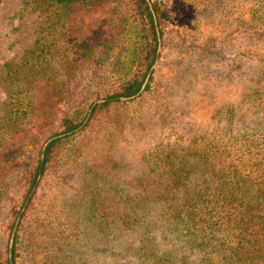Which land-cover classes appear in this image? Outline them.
Segmentation results:
<instances>
[{"label": "rangeland", "instance_id": "obj_1", "mask_svg": "<svg viewBox=\"0 0 264 264\" xmlns=\"http://www.w3.org/2000/svg\"><path fill=\"white\" fill-rule=\"evenodd\" d=\"M150 1L162 11V38L148 89L107 100L137 65L139 28L127 0H0V124L28 129L10 114L13 95L27 92L35 107L34 84L52 87V109L28 134L36 145L29 137L6 150L16 162L0 170V264L25 174L59 135L16 228L15 264H200L224 233L187 234L171 218L177 195L170 212L163 208L161 174L177 156L190 157L181 169L196 191L253 201L225 174L239 161L253 177L264 171V0ZM64 115L82 123L68 138Z\"/></svg>", "mask_w": 264, "mask_h": 264}, {"label": "trees", "instance_id": "obj_2", "mask_svg": "<svg viewBox=\"0 0 264 264\" xmlns=\"http://www.w3.org/2000/svg\"><path fill=\"white\" fill-rule=\"evenodd\" d=\"M63 1L64 0H56V3L62 4ZM127 1L131 17L139 28L138 49L136 54L137 65L130 76L127 79H123L118 85L117 90L106 98L107 100L113 98L131 99L138 96L155 62L157 49L160 46L158 41L162 38V29L160 28L162 11L160 7L150 0ZM59 11L63 12L64 9H59ZM93 47L94 46H91L88 52L91 53ZM151 76L152 72L144 91L148 89V83L152 79ZM48 84L49 81H45V79H39L34 84L35 90L33 95L34 99L37 98V106L35 107L33 106L34 103L27 99V92L22 93L23 98L17 97L16 94L13 95L15 99L11 101L10 114L13 115L16 120H27V123L31 126L28 129L15 127H7V129H5L6 127L0 124V164H2L0 165V170L2 172L5 173V170L8 168L10 169L13 163L16 162L14 157L11 158V156L6 155V150L16 151L19 147L24 146L29 137L30 141L28 144L34 145L35 140L31 138V136H28V134L37 131L36 123L49 114L47 113L49 112V107L50 110L52 109L50 101L51 95L48 93L49 87L50 89L52 87ZM110 104V101L97 104L91 110L90 118L92 119L96 114L108 110ZM29 115L30 118H28ZM81 124L82 123L75 124L70 116L64 115L59 125L61 130L60 134H66L65 138H68L70 135L67 134H74L73 132H75ZM3 129L11 131L13 135H10L7 139L8 135ZM60 143L61 139H56L50 142L44 150L39 149L35 166L31 167L25 174V181L28 184V189L22 201L19 203L16 202V204L14 203L11 212L12 221L10 226H8L10 233L25 199L36 182L41 158L43 157L44 161L42 171L44 175L51 161L53 149ZM170 156L171 154H168L165 158L171 160ZM5 157H7V159H5ZM172 158H174V156ZM177 158V165H175V163L173 164V160H171V163H166L165 167L167 170L163 171L161 174L165 175L164 179L168 182L164 190L159 193V200L162 202L163 208L166 209V212H170V208L172 207V203L170 202L174 200L173 196L177 195L179 196L177 201H179L180 204L175 207L174 213L171 212V218L182 223L183 229L187 231V234L190 236H200L208 232L210 236H213L216 232L224 233L223 240L216 244L210 257L202 259L200 264H225L228 261L237 264H255L259 262V260L264 262V171H262L259 176L253 177L254 174L252 175L251 173H255V171L244 173L242 170L243 166L239 161L237 162V167H234L233 173L225 174L228 179L233 178L232 184L235 186L236 190L239 191L242 190V188H248L249 190L245 189V191H250L254 194V199L250 202L231 194L223 195L221 193H203L196 191L195 187H190L187 179L188 174L181 169V166H184L182 162H188L190 157L184 155L180 157L177 156ZM200 158L202 157L198 159ZM210 160H212L210 157L204 159L203 164L207 166L206 168H209ZM256 171L259 170L257 169ZM29 205L30 201L25 211L28 210ZM260 206H263V208L259 210ZM23 218L24 214L22 216V219ZM20 224L21 221L18 226H20ZM17 233L18 231L16 232L12 246V264H15L16 260ZM7 250L6 246L4 264H10Z\"/></svg>", "mask_w": 264, "mask_h": 264}, {"label": "water", "instance_id": "obj_3", "mask_svg": "<svg viewBox=\"0 0 264 264\" xmlns=\"http://www.w3.org/2000/svg\"><path fill=\"white\" fill-rule=\"evenodd\" d=\"M157 59H158V51H157V54H156V61H155V63L157 62ZM152 69H153V67L150 69V71H149V73H148V75H147V77H146V79H145V81H144V84H143V86H142V88H141L140 93L144 90V88H145V86H146V84H147V82H148V79H149V76H150V74H151ZM140 93H139V94H140ZM139 94H138V95H139ZM113 100H117V98H115V99H113ZM92 108H93V107H92ZM89 115H90V113H89ZM88 118H89V116L87 117V119H88ZM87 119H86V120H87ZM64 136H65V135H59V136H56V137H53V138L49 139V140L47 141V143H45V145H44V147H43V150L46 148V146H47L50 142H52L53 140H56V139L63 138ZM43 166H44V161H43V157H42V158H41V162H40V167H39V172H38L37 180H36V182H35V184H34L32 190L30 191V193H29V195H28V198L26 199V201H25V203H24V205H23V207H22V210L20 211V213H19V215H18V217H17V219H16V221H15V224H14V227H13V230H12V233H11V237H10V241H9V261H10V264H11V249H12V243H13L14 235H15V232H16V228H17V226H18V224H19V221H20V219H21V216L23 215V213H24V211H25V209H26V207H27V204H28V202H29V199L31 198V196L33 195V193H34V191H35V189H36V187H37V183L39 182V180H40V178H41L42 170H43Z\"/></svg>", "mask_w": 264, "mask_h": 264}]
</instances>
